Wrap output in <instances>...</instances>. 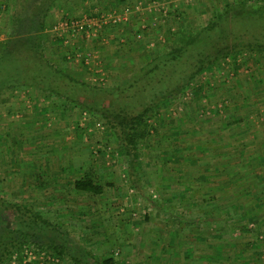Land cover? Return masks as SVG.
<instances>
[{
    "label": "rangeland",
    "instance_id": "374dc122",
    "mask_svg": "<svg viewBox=\"0 0 264 264\" xmlns=\"http://www.w3.org/2000/svg\"><path fill=\"white\" fill-rule=\"evenodd\" d=\"M2 1L0 41L19 0ZM114 1L59 0L47 30L52 59L106 87L127 83L133 67L165 51L167 33L182 16L162 11L166 20L157 39L125 40L98 64L102 54L91 53L96 43L106 31L123 38L121 27L108 26L102 38L81 44L92 48L89 55L54 53L58 18L118 10ZM227 1L240 0H195L182 13L196 30ZM263 26L247 28L255 33ZM149 122L133 182L129 158L100 113L36 87L6 92L0 97V196L56 223L64 234L53 236L58 244L84 247L95 259L113 257L114 264H264V51L242 49L220 58L162 101ZM89 172L104 185L103 193L74 187ZM4 222L15 225L14 213L5 211ZM25 247L5 264H77L48 247ZM30 248L40 251L34 255Z\"/></svg>",
    "mask_w": 264,
    "mask_h": 264
},
{
    "label": "trees",
    "instance_id": "16d2710c",
    "mask_svg": "<svg viewBox=\"0 0 264 264\" xmlns=\"http://www.w3.org/2000/svg\"><path fill=\"white\" fill-rule=\"evenodd\" d=\"M58 1L19 0L18 6L12 8L6 38L0 41V97L17 88L36 87L89 112L100 113L129 158L133 182L140 165V144L153 127L149 122L151 112L162 101L176 97L191 79L220 58L242 49L264 51V37L260 36L264 29L257 34L247 28L253 23L260 28L264 25V0H251L254 3L250 5V0L236 4L227 1L222 10L215 9L208 23L196 30L183 22L170 29L165 42L169 46L144 59L136 70L133 67L127 83L101 86L75 76L61 63L64 60L59 62L48 55L49 17ZM51 45L55 54L60 53L58 49L67 54L73 51L60 37ZM105 99H109L108 105ZM74 187L92 195L103 193L105 188L93 172L76 179ZM5 211L14 213L15 225L4 222ZM58 228L32 207L0 196V264H5L15 249L28 244L48 247L59 255L70 256L77 264H114L113 257L95 259L84 247L58 244L53 236H64Z\"/></svg>",
    "mask_w": 264,
    "mask_h": 264
},
{
    "label": "crops",
    "instance_id": "0c3cea01",
    "mask_svg": "<svg viewBox=\"0 0 264 264\" xmlns=\"http://www.w3.org/2000/svg\"><path fill=\"white\" fill-rule=\"evenodd\" d=\"M2 2L3 1L0 0L1 6H2ZM110 2L113 1H108L107 4H109ZM128 2H130L131 5L130 8L127 9L125 5L128 4ZM194 2L195 0H115L114 1L115 7H117L118 10L125 12L128 15V20L125 23H123L121 26V30H123L122 31L123 38L118 37L119 35H121L120 33L114 35L107 33L106 31L105 32L106 36L100 37V38L103 37V39H101L102 41L101 42L96 41L97 47L94 48V50H92V48H86V50H84V48L81 47L85 43L86 44L89 43V41H87L84 38L70 37L69 32L67 31H63L62 33L55 32L54 28L52 29V31L55 32L56 39L57 37H60L62 39L63 44H67L73 49V53L79 51L82 52L83 55H87V54L89 55L90 54L89 52H91L89 50H92L91 53L92 55H94L95 58L99 56L98 54L100 52L102 56L101 58L99 56L98 60L96 61V63L98 64L100 63L102 58L105 61L109 60V58L112 56L111 54H109L110 51L112 52V47H114V45L118 43L124 44L123 42H125V40L129 39L132 43L139 40H144V42H150L152 40L157 39V35H161V34H157V31L160 30V27L162 25L161 21L164 18L166 20V17H164L163 14H161L163 13L162 11H164L165 14L167 11L178 10V13L182 15L181 17H179V19H181L179 24L183 22L185 25H189L193 27V25L189 23L191 22L190 21L191 17L185 16V14L182 13V10L187 11L193 6L192 4ZM205 3L206 1H203V4ZM56 21L57 22L54 23V25L59 23L61 20L58 18ZM175 28L176 27L173 26L172 29ZM124 34H125V38H124ZM160 39H162V36H160ZM121 40L122 43H120ZM111 41L113 42V44H111ZM128 43L129 41L127 42V44ZM110 47L111 49H109ZM119 49L122 50V48ZM105 67H107V64ZM260 186H264V182L261 183Z\"/></svg>",
    "mask_w": 264,
    "mask_h": 264
},
{
    "label": "built area",
    "instance_id": "2783aa9c",
    "mask_svg": "<svg viewBox=\"0 0 264 264\" xmlns=\"http://www.w3.org/2000/svg\"><path fill=\"white\" fill-rule=\"evenodd\" d=\"M127 20L128 15L125 12L118 10H99L96 15L66 18L64 21L61 20L55 24L53 28L55 32L62 33L63 31H67L70 37H81L87 41H92L98 36L100 37L106 27L112 25L121 27ZM30 250L34 255L35 252L40 251V249L31 248ZM25 251L28 252L27 249ZM12 263L15 264V261Z\"/></svg>",
    "mask_w": 264,
    "mask_h": 264
}]
</instances>
